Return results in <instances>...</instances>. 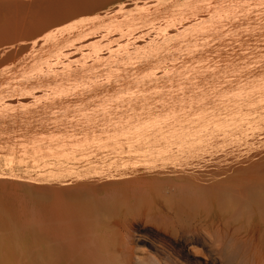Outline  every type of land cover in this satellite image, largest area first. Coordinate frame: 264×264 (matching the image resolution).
Wrapping results in <instances>:
<instances>
[{"label": "rangeland", "instance_id": "obj_1", "mask_svg": "<svg viewBox=\"0 0 264 264\" xmlns=\"http://www.w3.org/2000/svg\"><path fill=\"white\" fill-rule=\"evenodd\" d=\"M220 166L264 170V0H0V264H46L50 195L111 203L123 264H238L187 257L145 198Z\"/></svg>", "mask_w": 264, "mask_h": 264}, {"label": "bare ground", "instance_id": "obj_2", "mask_svg": "<svg viewBox=\"0 0 264 264\" xmlns=\"http://www.w3.org/2000/svg\"><path fill=\"white\" fill-rule=\"evenodd\" d=\"M228 157L229 160L234 158V156H231L232 158H230V156ZM208 158H210V156H208ZM238 158L236 160H238ZM213 159L218 160L217 157ZM222 161L226 162L228 160L222 159ZM220 164H222V162ZM205 166L203 167L204 169ZM221 168L222 167L220 166L218 170H215L216 172L207 173V175H198L197 177H192V180H185L174 184H169L171 179H169L170 182H163L162 180V182H159L158 180L155 184V188H153L152 185H146L148 184L146 183L144 186L146 185L147 187L144 188V192L146 195L150 196L148 197L145 195V198L148 200L150 197L153 198L154 189L155 192L158 190L161 191V193L162 190L168 191L167 193L169 195L167 193L164 194L169 196L168 200L171 201L172 206L168 207V211L165 215L161 211L159 214H161V218L163 217L168 220L174 228L173 231L176 241L169 238V240H171L170 242L175 244L178 243V245L182 247L181 251H183L187 257L196 258L197 254H201L200 251L196 250L197 247L194 245H200L204 247L203 249H206L209 246L210 249L207 252L213 257V260L219 261L221 260L219 255L223 250V248L221 249L220 247V244H222L224 251L227 250L228 252L229 250L230 257L227 255L229 258L234 260V257H236L235 255L238 252V264H244L247 261L245 260L247 259L246 254H248V258L254 259L251 264H264V254H262L264 250L259 254V249L262 250L264 246V170L255 173L251 172V175H249L248 178L245 176L246 178L244 179L241 177L243 180H238L239 178L236 173H231L232 171H230V169L227 170V168H225V170L224 168ZM240 170L238 169V171ZM220 174L224 177L219 176ZM60 175L62 174L60 173ZM71 182L72 180L64 182L63 184L68 183L69 185ZM151 182L152 181H150V184L154 183ZM207 182L210 183L206 185ZM76 185H74V187ZM80 187L81 185L79 188ZM84 187L85 186L83 185V188ZM48 188L47 185V189ZM59 188L62 189V187ZM65 189H68V187ZM80 190L82 191V189ZM65 192H67V190ZM72 194L74 193H71V195ZM143 202L146 203L145 200ZM110 204L111 203L105 201L99 205V203L95 204V200L93 199L82 198V200L78 201L73 206L69 205V203L61 198L55 199L50 195L46 208L44 233L42 234L45 239L43 241V246L45 245L46 250H44L46 254L45 263L123 264L124 259L121 260L120 258H123L124 256H119L123 252L119 253L120 248H118V251L115 249L117 248L116 245H118L114 241L115 233L109 226V221L105 222V220L109 218L108 216L113 212L111 211L113 205ZM164 208H162V210ZM147 210L146 213L148 215L149 212L153 213L152 211L148 210V212ZM210 210H212V213L215 211L216 215L213 214V217L211 218L212 224H206L208 222L207 220L210 218ZM155 215L158 216L156 212ZM149 219H151V217H149ZM164 219L162 220L163 222L165 221ZM151 246L154 245L151 244ZM145 248L142 250H136V248H133L134 256L132 257V263L177 264L172 261V254H164L165 258L153 257L150 255V246L147 245Z\"/></svg>", "mask_w": 264, "mask_h": 264}]
</instances>
